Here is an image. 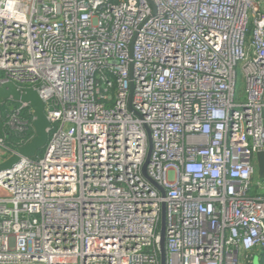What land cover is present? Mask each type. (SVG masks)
Listing matches in <instances>:
<instances>
[{"label": "built area", "instance_id": "1", "mask_svg": "<svg viewBox=\"0 0 264 264\" xmlns=\"http://www.w3.org/2000/svg\"><path fill=\"white\" fill-rule=\"evenodd\" d=\"M4 81L51 126L0 173V264H161L164 204L166 264H257L264 0H0Z\"/></svg>", "mask_w": 264, "mask_h": 264}, {"label": "water", "instance_id": "2", "mask_svg": "<svg viewBox=\"0 0 264 264\" xmlns=\"http://www.w3.org/2000/svg\"><path fill=\"white\" fill-rule=\"evenodd\" d=\"M16 101L20 103H27L33 108V119L32 122L27 125L31 126L33 130L32 137L15 150L5 160L0 162V173L3 171L11 170L16 164L19 163L21 158L35 157L39 150L44 148L47 144L49 133L48 128L51 126L45 112V102L40 95L39 91L35 87H19L11 81H4L0 84V104L8 101ZM13 108V106H11ZM150 142V152L152 149V139L150 129L147 128ZM150 156V153H149ZM147 158V162L149 160ZM257 174L260 178H264V151L257 153ZM147 164V163H146ZM146 164L144 165V173H146ZM166 208L165 204L162 209L161 216V228H160V253H161V264H166Z\"/></svg>", "mask_w": 264, "mask_h": 264}, {"label": "trees", "instance_id": "3", "mask_svg": "<svg viewBox=\"0 0 264 264\" xmlns=\"http://www.w3.org/2000/svg\"><path fill=\"white\" fill-rule=\"evenodd\" d=\"M11 106H13V108H11ZM20 106V102L11 100L0 104V136L3 137L5 142L15 150L19 149V147L27 142L33 135L31 126L27 127V125L32 122L33 118L30 106L21 108L16 115L19 122L23 124V127L15 128L10 124L12 116L16 114V111ZM44 149L45 147L40 149L34 158L41 157ZM258 262L259 264H264V249L261 250L259 254Z\"/></svg>", "mask_w": 264, "mask_h": 264}, {"label": "rangeland", "instance_id": "4", "mask_svg": "<svg viewBox=\"0 0 264 264\" xmlns=\"http://www.w3.org/2000/svg\"><path fill=\"white\" fill-rule=\"evenodd\" d=\"M237 71H238V88L240 89V88L244 87V81H243V77H242V65H241V63L238 64ZM12 118H13V116H12ZM12 118H11L10 122L12 121ZM259 180L261 181V184L264 183V178H260L256 174V176H254L253 182L254 183L260 182ZM255 263L259 264L258 257L255 258Z\"/></svg>", "mask_w": 264, "mask_h": 264}, {"label": "crops", "instance_id": "5", "mask_svg": "<svg viewBox=\"0 0 264 264\" xmlns=\"http://www.w3.org/2000/svg\"><path fill=\"white\" fill-rule=\"evenodd\" d=\"M256 172H257V169H256Z\"/></svg>", "mask_w": 264, "mask_h": 264}]
</instances>
